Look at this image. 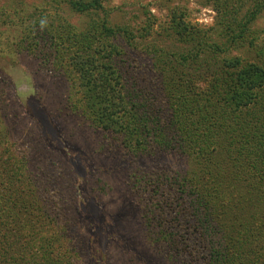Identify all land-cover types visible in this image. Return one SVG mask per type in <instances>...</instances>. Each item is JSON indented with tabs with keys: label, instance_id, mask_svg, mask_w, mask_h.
<instances>
[{
	"label": "trees",
	"instance_id": "16d2710c",
	"mask_svg": "<svg viewBox=\"0 0 264 264\" xmlns=\"http://www.w3.org/2000/svg\"><path fill=\"white\" fill-rule=\"evenodd\" d=\"M104 1L40 0L20 17L29 0H0V25L19 30L14 41L0 31V42L64 76L73 110L111 148L185 158V169L129 180L156 254L172 264H264V40L254 28L264 0L244 10V0H212L209 30L173 10L170 27L189 49H154L152 73L130 78L117 39L133 45V32L110 20ZM72 15L91 19L81 27ZM4 101L1 86L2 121ZM8 134L0 133V264H81L61 204L28 170L27 154L10 152Z\"/></svg>",
	"mask_w": 264,
	"mask_h": 264
},
{
	"label": "rangeland",
	"instance_id": "374dc122",
	"mask_svg": "<svg viewBox=\"0 0 264 264\" xmlns=\"http://www.w3.org/2000/svg\"><path fill=\"white\" fill-rule=\"evenodd\" d=\"M244 3L243 10L252 0ZM29 4L41 6L40 0H29L20 17H26ZM213 5L212 0H105L110 20L133 32V45L125 34L117 39L132 63L127 69L121 66L123 74L130 78L152 73L154 49L173 54L187 51L189 44L170 27L172 11H185L195 26L209 30L218 19ZM71 19L82 27L91 16L72 15ZM254 28L264 40L263 13ZM0 31L3 40L14 41L19 35L13 26L0 25ZM239 53L246 56V49ZM0 74L5 97L0 133L8 130L10 152L26 153L28 170L42 185L51 187L79 244L81 264H172L148 242L142 209L129 180L134 171L185 169V158L176 153L131 158L111 148L112 139L73 110L71 87L64 76L45 66L40 57L18 54L3 42Z\"/></svg>",
	"mask_w": 264,
	"mask_h": 264
}]
</instances>
